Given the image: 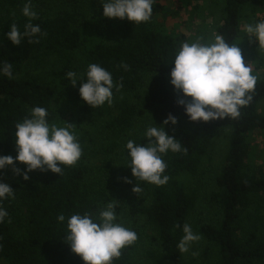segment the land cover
<instances>
[{
	"label": "trees",
	"instance_id": "1",
	"mask_svg": "<svg viewBox=\"0 0 264 264\" xmlns=\"http://www.w3.org/2000/svg\"><path fill=\"white\" fill-rule=\"evenodd\" d=\"M25 2L0 0V66L11 62L13 72L11 79L0 75V155L14 153L15 124L40 106L47 109L50 123L73 124L82 156L63 167L61 176L34 170L27 180L9 184L15 196L0 201L8 212L0 223V264H84L64 239L67 217L97 213L109 201L117 205V222L138 237L113 264H264V168L252 163L253 138L264 134L258 109L264 77L252 71L257 75L253 98L239 118L192 122L177 103L181 95L169 74L174 53L196 38L165 25L162 17L170 8L161 0H153L151 19L139 24L103 17L100 0H32L37 17L31 22L42 34L32 38L38 42L25 37L13 45L5 34L12 23L24 31ZM179 3L193 23L203 22L205 9L207 16L218 14L214 30L228 43L257 45L249 41L244 25L258 22L255 15L264 0ZM243 58L247 64L254 60ZM89 63L111 72L119 86L113 88L111 105L91 108L79 96V81L73 86L67 78L69 71L83 77ZM29 64L51 67L30 74L23 71ZM170 113L177 124L165 125V131L186 152L163 155L166 184L138 181L142 190L135 193L124 145L130 139L143 143L144 130L153 122L160 126ZM220 135L227 137V147L217 169L214 148ZM91 156L97 158L93 165ZM6 173L0 170V182ZM60 214L64 223L57 221ZM185 223L201 238L199 253L189 262L177 248Z\"/></svg>",
	"mask_w": 264,
	"mask_h": 264
},
{
	"label": "clouds",
	"instance_id": "2",
	"mask_svg": "<svg viewBox=\"0 0 264 264\" xmlns=\"http://www.w3.org/2000/svg\"><path fill=\"white\" fill-rule=\"evenodd\" d=\"M103 6L102 15L105 18L127 19L139 24L148 22L153 13V0H100ZM32 0H26L22 8L23 16L28 18L24 31L12 23L5 34L13 45H20L28 37L30 42L37 34H42L40 26L33 25L37 13L32 9ZM244 31L258 43V50H264V20L254 24H245ZM170 84L174 91L180 93L177 103L184 107L185 114L192 122L210 120L236 119L241 115L240 109L246 107L252 100L257 75L252 74L249 64H245L238 44L228 43L221 35L213 34L211 40L204 41L197 37L192 42H184L174 53L171 62ZM127 69V65H122ZM0 75L13 78L11 62L0 66ZM71 85L79 81V96L91 108H96L113 102L114 85L111 72L97 63H89L83 74L66 73ZM190 98V99H189ZM47 109L35 106L30 115L15 124V145L17 155H0V170L12 166L13 172L29 177L27 173L34 170L63 174V167L73 166L82 156L81 145L74 132L73 124L67 127L57 126L47 119ZM176 125L177 118L171 113L160 126L153 124L144 132V142L136 143L128 140L124 145L127 152V167L136 180L132 191L139 193V182L162 186L169 177L164 174L167 167L162 159L168 152H181L179 140L168 135L165 125ZM20 162L26 167L23 171L15 167ZM125 183L131 181L125 177ZM14 190L6 183L0 182V201L12 199ZM117 205L109 201L97 213H75L66 217L58 215L57 221L64 223L66 231L64 239L70 245L71 251L79 255L84 264H113L121 256V250L133 245L138 237L135 231L117 222ZM8 212L0 207V223L5 221ZM180 227V225H176ZM184 235L177 244L181 253L188 252L191 244L200 239L199 234L192 231L191 225L182 226Z\"/></svg>",
	"mask_w": 264,
	"mask_h": 264
},
{
	"label": "rangeland",
	"instance_id": "3",
	"mask_svg": "<svg viewBox=\"0 0 264 264\" xmlns=\"http://www.w3.org/2000/svg\"><path fill=\"white\" fill-rule=\"evenodd\" d=\"M161 2L165 6H168L170 8L168 11H165L162 17L163 19L162 21L165 23L167 27L169 28L179 27V31H182L187 37H192V38L200 37L204 41L211 40L213 34H216L214 27L216 22L219 20L218 14L217 16H212V15L207 16L208 9H205L203 22H201L200 20H196L193 23L190 21L191 18L189 17L188 13H186L183 9H181L179 0H161ZM255 18H257V21L264 20V8L262 12L257 13L255 15ZM244 45H246V43H244V41L242 40V44L239 45L242 52V56L245 58L252 56L254 60L248 63L249 67L252 69L254 74L264 77V50H258V43L257 45H255L254 43L253 44L254 47H249V48H243ZM49 64H52V61H50ZM49 64L46 67H44V70L43 68L38 69L32 64H29L24 67L23 71L30 74L42 73L45 70L47 71L50 70L51 66H49ZM245 64L247 63L245 62ZM258 109L259 112L262 115H264V99L259 103ZM253 140H254L253 141L254 155L252 156V163H254L255 165L262 166L264 168V134H259L255 136ZM226 147H227V137L224 135L217 136L215 138V148H214V166L217 169H219V165L225 154ZM16 155L17 152L15 150L14 153L11 154L10 156L15 157ZM96 160L97 158L91 156L88 160V163L90 165H93L96 162ZM15 167L23 171L26 166L20 162H15ZM6 169H7V173L3 180L4 183L9 185L11 182L17 179H23L22 175H17L13 172L12 166L6 167ZM30 174L31 172L27 173L28 176ZM200 247H201V238L198 241L193 242L189 248V251L185 252V257L188 262L193 256H197ZM1 264H6V262L2 261Z\"/></svg>",
	"mask_w": 264,
	"mask_h": 264
}]
</instances>
